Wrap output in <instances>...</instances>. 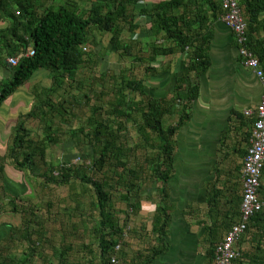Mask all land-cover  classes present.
Masks as SVG:
<instances>
[{
  "label": "trees",
  "instance_id": "1",
  "mask_svg": "<svg viewBox=\"0 0 264 264\" xmlns=\"http://www.w3.org/2000/svg\"><path fill=\"white\" fill-rule=\"evenodd\" d=\"M142 1L144 0H55L50 6L42 7L40 3L34 4L36 0H0V21L8 24L6 28L0 29V69L9 73L8 78L0 83V106L8 96L28 83L37 71H47L51 80L50 87L34 91V103L30 112L18 117L14 136L8 146L11 147L8 155L10 164L19 173H26L39 180L38 186H67L70 191L75 192L76 184H80L81 197L91 188L94 194L93 205L99 219L92 228L96 249L87 251L91 259L89 264H95V254L100 258L99 264H111V258H115H110L109 251L115 247L116 239L121 233L119 215L128 214L126 211L112 210L110 189L113 185L127 188L126 194L116 198L124 201L128 211L136 212L140 209L141 199L136 198L135 202H131L132 187L136 184L130 181L120 183L124 173L117 174V170L121 169L127 173L125 178H136V171L127 168L133 148L124 145L128 133L122 135V131L128 130L127 123L132 124L138 140L134 146L135 151L142 148L151 151V155H143V158L149 166L152 179L165 185L173 171L174 138L190 118L191 101L195 100L198 93L197 77L209 66L208 24L217 21L223 12L220 0H166L139 5ZM87 3L90 7H86ZM239 6L247 25V46L258 56L264 71V50L259 51L256 39L257 33L264 30V22L260 24L258 20L259 14L264 12V0H239ZM141 16L149 19L147 34L150 42H147V46L151 47L148 57L143 59V64H148L143 68V74L155 77L169 71L170 61L165 68L153 65L159 58L184 56L180 67L181 77L176 79L172 96L152 98L146 92L143 79L131 78L124 73L116 78L119 79L118 82L115 78L110 79V84H106L100 91L93 87L96 80L93 79L92 84L78 80V72L85 64L83 47L91 42V37L95 33L109 35L108 51L127 52L129 44L125 43L122 34L127 28L130 35H139L140 25L136 20ZM93 44L95 45V41ZM30 48L34 55L25 56ZM20 54L22 56L18 58L17 64L10 66L7 59ZM136 58L137 61L142 60L140 57ZM69 89H77L79 93L73 95ZM61 91L62 96L54 102L51 96H56ZM67 95L75 108L81 110L86 107L90 112L85 120L79 121L82 125L77 133L89 140L94 155L98 157H94L88 164L63 161L54 166L46 161L47 150L58 144V134L63 133L61 126L68 122V115L70 119H76L71 108L65 107L67 100L64 97ZM174 116L175 123L165 126V118ZM28 120H36L43 125L41 137H32L30 131L26 130ZM253 122L254 118L250 123ZM42 165L47 170L40 169ZM94 170L109 181L93 179L89 176V171ZM111 174L116 175L117 180L113 178L114 181L111 182ZM237 186H227L226 202L231 211L239 212L240 216L242 192L240 197ZM259 193L264 200V185ZM219 194L222 195L213 187V191H208V199L215 201L220 197ZM76 195L70 193L72 200L77 203ZM45 205L46 208L50 207V204ZM157 210L161 215L159 211L157 216L155 214L154 230L161 235L167 227V219L162 217L166 210ZM239 221L240 217L234 223ZM70 225H73L71 233L74 230L77 234L84 231V223L80 224L79 219L76 224L69 223L67 231ZM31 235L27 231L23 234L38 252V246H43L45 234L38 232L33 238ZM244 243L250 244L245 250L242 249ZM217 244H212L214 250ZM235 247L238 256L231 264H264V209L251 217L245 233ZM28 252L26 262L35 251L30 249Z\"/></svg>",
  "mask_w": 264,
  "mask_h": 264
},
{
  "label": "crops",
  "instance_id": "2",
  "mask_svg": "<svg viewBox=\"0 0 264 264\" xmlns=\"http://www.w3.org/2000/svg\"><path fill=\"white\" fill-rule=\"evenodd\" d=\"M52 1L55 0H36L34 4L40 3L42 7H47ZM162 1L166 0L142 2L156 4ZM258 20L260 24L264 22V12L259 14ZM7 26V23L0 21V29ZM148 28L147 22L146 29ZM208 28L209 66L197 77L198 93L195 100L191 101L190 118L174 138L171 177L165 185L160 183L158 192L154 190L150 193L148 189L142 194L138 211L126 210L128 223L125 225L126 221H123L122 225L120 222L121 233H118L117 244L109 251L110 258L115 257L118 264H213L214 245L222 240L234 221L240 217L239 212L231 211L226 202V188L229 184L238 185V194L241 197L242 182L239 173L250 146L248 136L252 128L250 121L253 119L246 117L244 113L247 110H255L259 104L262 85L255 72L241 64L231 31L218 20L208 24ZM256 39L259 51L262 52L264 30L257 33ZM256 57L258 58L257 55ZM183 59L184 56L159 58L153 63L156 67L165 68L166 63L170 61L171 68L157 77L145 78V89L150 97L172 96L176 79L181 77L180 67ZM260 66L263 68L261 63ZM8 76L7 71L0 69V83ZM50 86L48 72L39 70L28 83L8 96L0 106L2 264H89L91 260L83 253H77L76 258H54V250H59L60 256H64L71 243L61 238L60 245H54L50 231L44 229L49 213L43 204L44 194L34 192L39 180L16 171L8 157L11 148L8 146L16 130L18 117L30 112L36 89ZM162 88H165L164 93ZM30 123L37 124L36 128L29 126ZM26 124L27 127L33 128V131H39L40 124L36 120H28ZM221 183L224 186H220ZM213 187L222 195L219 194V198L210 201L208 191H213ZM36 201L42 202L46 210L42 212V220L40 213H37ZM158 208L166 210L162 217L167 219V227L161 235L154 230V218ZM159 213L161 215L160 211ZM119 216L122 217L123 214ZM25 230L29 235L34 233L31 238L38 232L45 234L43 246H38V252L31 241L28 242L24 238ZM64 234L67 238L71 236L69 232ZM18 239L22 241L17 242ZM249 245L244 243L242 249H247ZM18 248L23 253L30 249L35 252L26 262L29 252L16 257L15 250ZM93 258V262L99 264L98 254L93 255Z\"/></svg>",
  "mask_w": 264,
  "mask_h": 264
},
{
  "label": "rangeland",
  "instance_id": "3",
  "mask_svg": "<svg viewBox=\"0 0 264 264\" xmlns=\"http://www.w3.org/2000/svg\"><path fill=\"white\" fill-rule=\"evenodd\" d=\"M145 4V2H139V5ZM86 7H90V4L87 3ZM148 18L145 16H141L137 18V22L140 25L139 29V35L135 36L134 34H129V30L126 28L125 31L122 34V37L124 38V41L126 44H129V48L127 49V52H122L121 50L119 52H110L107 50L108 48V42H109V35H99L98 33L94 34V37H91V42L87 45H85V64L79 70L77 79L82 80L84 82H87L89 84H92V80H96V84H93V87L95 90H101L102 87L106 86V84H110L109 80L113 78H120L122 75H128L131 78H139L143 79L145 81V78L151 77L149 74L145 73L143 74V68L147 67L148 64H143V59H146L150 53V45L147 46V42H150L149 36L147 34L148 30L146 29V24L148 22ZM131 40V41H130ZM93 41H95V45L93 44ZM136 57H140L142 60L137 61ZM124 73V74H123ZM100 75L101 78H100ZM157 77V76H155ZM155 79V78H154ZM117 82L119 79H116ZM155 81H158L156 78ZM88 84V86H89ZM104 84V85H103ZM157 86V83L154 84ZM165 88H162V92L164 93ZM148 91V90H147ZM73 95L79 93L77 89L70 90ZM171 95V93L169 94ZM62 96V91L56 95L51 96L52 100L54 102L58 101L60 97ZM67 102L65 103V107L68 109V107L71 108L72 113L76 115V119H70V115H68L67 123L61 126V129L63 130V133L58 134V144L51 146L46 153V161L48 163H52L54 166L57 165L60 162L67 161L68 163L72 164H78L81 165L82 163L88 164L93 160L94 157H98L94 155L93 150L89 144V140L85 138L84 135L78 134L77 131L81 127L82 123H80V120H85L86 116L88 117L90 112L88 109L82 108L81 110H78L80 108H75L73 101L67 96H65ZM92 99L94 97L92 96ZM104 101V100H103ZM176 117H166L165 118V126L172 125L175 123ZM32 127L36 128L37 124H28ZM26 125V130L30 131V135L32 137H41L42 136V129L43 125L40 124L39 131H32L33 128H29ZM126 127L128 128L127 131H122V135H127L125 141L126 147H132L133 150L131 151L130 160L128 162L127 168H130L131 170L136 171V178L133 176H127L125 178V175L127 173L122 172L121 169L117 170V174L121 175L124 173V177L122 178V181L120 180V183L123 181H130L134 182L136 185L132 187V195L131 202H135L136 198L141 199V196L143 193H146L149 189L150 193H153L154 190H157L161 187L160 183L154 179H152L150 170L148 169L149 166L144 160L143 155L146 156L148 154H152L150 150L147 149V151L142 148V150H136L135 151V145L138 143L137 140V133L135 129L132 127L131 123H127ZM75 133V134H72ZM14 136V135H13ZM13 138V137H12ZM80 158V159H79ZM40 169L47 168L45 166H41ZM112 175V174H111ZM89 176H91L93 179L98 181L108 180V178H104L103 175L96 170L93 172L89 171ZM110 178V177H109ZM116 178V175L113 176L110 179V181H114ZM137 180V181H135ZM119 183V184H120ZM220 183V182H219ZM37 185V186H36ZM35 185L34 192H38L39 194H44L46 198V201L43 202V204L47 203L50 204V207H47L48 210V220L46 223V227L44 226V229L46 228L48 231H50V235L52 236L53 242L55 246L60 245V239L64 238L67 241L71 243L72 249H70L68 252H64V256L59 255V250H54L55 259H62V258H76L77 253L85 254L87 256L86 258H89L88 250L89 249H96V243H95V234L92 230L93 227H95V224L97 223V220L99 219L97 209L94 208L93 201H94V194L89 188V190H86V194L84 197L79 196V193H81V187L80 184H76L75 192H72L69 190L67 186L62 188L52 187V186H38V184ZM220 186H224L222 183ZM116 187V188H115ZM205 189V186L203 187ZM127 188L125 186H115L110 189V193L112 195V210H122L126 211L128 210L126 204L124 201L122 202L119 198H116L117 196L120 197L121 194H126ZM71 194H77L76 199L77 203L74 202L70 196ZM38 195V194H37ZM38 198V196H37ZM37 202V213H40V217L42 216V212L46 211L45 207L43 206L42 202ZM124 216V217H123ZM119 221L123 225V220L126 221L125 225L128 223V215H123ZM72 217V219H70ZM78 217V218H77ZM80 221V224L84 223V231H81L77 234L76 230H74L73 233V225H70L68 228L69 233L71 236L67 238V226L69 223L76 224L77 221ZM39 220V219H38ZM42 220V217H41ZM132 221V220H131ZM130 222V221H129ZM133 222V221H132ZM131 224V223H129ZM22 240L19 239L17 242H21ZM250 242V240L248 241ZM85 248V250H84ZM38 251V250H37ZM53 251V252H54ZM23 251L21 249L15 250L16 257H18ZM24 253H28L27 251H24ZM23 253V254H24ZM88 254V255H87ZM73 261V260H71Z\"/></svg>",
  "mask_w": 264,
  "mask_h": 264
},
{
  "label": "built area",
  "instance_id": "4",
  "mask_svg": "<svg viewBox=\"0 0 264 264\" xmlns=\"http://www.w3.org/2000/svg\"><path fill=\"white\" fill-rule=\"evenodd\" d=\"M222 13L218 21L223 23L231 31L236 42L241 64L252 69L261 81L262 97L255 110H247L244 115L254 118L249 139L250 146L242 161L240 176L242 182V201L240 204V221L233 224L223 239L216 245L214 250V264H231L238 256L235 245L245 233L251 217L264 209V200L259 191L262 186L264 169V71L254 52L247 46V25L243 18L239 0H220ZM18 14V12H16ZM85 51V48H83ZM31 57L34 55L32 48L24 54ZM19 56L9 58L10 66L17 64ZM111 264H118L115 258H111Z\"/></svg>",
  "mask_w": 264,
  "mask_h": 264
}]
</instances>
